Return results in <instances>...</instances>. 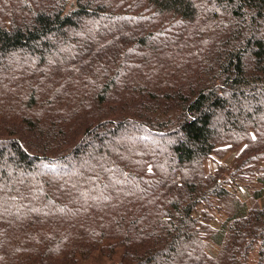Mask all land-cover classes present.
I'll return each mask as SVG.
<instances>
[{"label":"trees","instance_id":"1","mask_svg":"<svg viewBox=\"0 0 264 264\" xmlns=\"http://www.w3.org/2000/svg\"><path fill=\"white\" fill-rule=\"evenodd\" d=\"M105 262L264 264V0H0V264Z\"/></svg>","mask_w":264,"mask_h":264},{"label":"rangeland","instance_id":"2","mask_svg":"<svg viewBox=\"0 0 264 264\" xmlns=\"http://www.w3.org/2000/svg\"><path fill=\"white\" fill-rule=\"evenodd\" d=\"M237 153H238V151L229 152V153L226 154L225 157H220L217 154H213L211 158L206 160V162L204 163V167H205L206 171L212 172L221 163L222 164H227V165L233 164L234 163V158L236 157ZM203 209H202V207H199L197 215L201 216V214H203L202 213ZM216 218H218V217H216ZM212 224L214 226H218L219 225L217 220L216 221L215 220L212 221ZM254 257L256 258V256H254ZM104 264H109V262H105Z\"/></svg>","mask_w":264,"mask_h":264}]
</instances>
